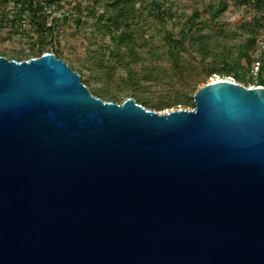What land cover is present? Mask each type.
<instances>
[{
    "label": "water",
    "instance_id": "1",
    "mask_svg": "<svg viewBox=\"0 0 264 264\" xmlns=\"http://www.w3.org/2000/svg\"><path fill=\"white\" fill-rule=\"evenodd\" d=\"M193 103L103 101L53 54L0 56V264H264V87Z\"/></svg>",
    "mask_w": 264,
    "mask_h": 264
},
{
    "label": "trees",
    "instance_id": "2",
    "mask_svg": "<svg viewBox=\"0 0 264 264\" xmlns=\"http://www.w3.org/2000/svg\"><path fill=\"white\" fill-rule=\"evenodd\" d=\"M227 4L228 0H219L216 4L208 5L204 12L208 14L207 22L212 24V29L205 32L200 12L194 11L183 20L171 4L160 0L150 2L148 10L154 14L162 30L160 40L164 43V56L174 78L181 80L187 87L181 97L156 104L142 95L144 88L165 79L169 84L173 82V78L164 79L166 73L143 64L140 44L142 33L134 29L140 16L141 4L137 0H111L103 4L101 9H88L86 20L98 28L100 38L107 39L106 50L117 65L102 68L99 54L96 52L97 56L90 55V66L84 65L89 71L88 80L84 83L88 85L90 81L97 80L94 73L101 71L111 80L118 76L116 88L121 95L112 94L109 87L91 90L93 95L113 103H118L120 96L129 95L127 97H132L144 108L156 112L171 105L194 107L193 95L200 84H206L214 75L220 79L231 78L246 87H264V21H261L262 17H254L241 25L244 38L237 45V53H232L224 43L235 33L225 34L219 23V17L226 10ZM237 4L258 12L264 10V0H243ZM80 9L76 0H0V14L4 22L8 23L10 32L27 37L32 43L28 55L34 57L49 52L52 48L57 58H63L58 41L59 26L70 20L80 22ZM8 12L11 17L4 19ZM187 56L192 58L188 59ZM23 57L25 55L17 54L12 59L20 61ZM208 59L215 62L214 66L207 64ZM138 64L142 66L139 72L135 69ZM217 65L221 69H216ZM116 66L122 70V75L116 73Z\"/></svg>",
    "mask_w": 264,
    "mask_h": 264
},
{
    "label": "rangeland",
    "instance_id": "3",
    "mask_svg": "<svg viewBox=\"0 0 264 264\" xmlns=\"http://www.w3.org/2000/svg\"><path fill=\"white\" fill-rule=\"evenodd\" d=\"M110 1L111 0H76V3L81 7V21L75 22V20H70L67 24L61 23L58 29V41H60V49L63 53V58H56L63 60L73 72L80 76L81 83L87 87L92 95L93 93L91 90L101 89L103 87H109L112 89V94L121 95L116 88L118 76L111 80L104 76L103 71L94 73V77H96L97 80L90 81L88 85L84 83L89 77V71L84 68V65L90 66V55L93 54L97 56L99 54V59L103 64L102 68L117 65L116 60L110 57L106 50L108 44L107 39L100 38L98 35V28L85 18L88 9H101L103 4ZM151 1L153 0H137V2L141 4L139 7L140 16L137 19V24L134 29L139 33H142L140 44L142 46L141 53L143 64L146 67L151 66L166 73V75L164 74V79L165 77L173 78V82L169 84L165 82L167 80L165 79L163 82L158 81L157 84H150L144 88V94L142 95L147 97L151 103L156 104L159 102L172 101L177 97H181L183 93L187 91V87L181 82V80L174 78L169 62L164 56V43L160 40L162 30L156 22L154 14L148 10ZM160 1H165L166 3L171 4L174 11H176L177 15L183 20L191 16L194 11L200 12L202 15L201 19L203 20L202 26L204 27V31L208 32L212 29V24L210 25L207 22L208 14H205L204 11L208 8L209 4H216L219 0ZM238 1L243 0H228L226 10L219 17V23L222 25L221 28L224 30L225 34L235 33V35H231V38L226 39L225 43L223 42L227 49L235 54L238 49L237 45L241 38H244L241 25L247 21H251L254 17H262L261 21H264V10L258 12L251 8L239 6L237 4ZM10 17L11 13L8 12L4 19H9ZM0 23H2L0 26V56L5 55L7 59L15 61L19 60L12 59V57L17 54L25 55L20 61L34 58V55H28L32 43L27 37H22L10 32L9 25L7 22H4L1 14ZM262 31L264 32V30ZM149 52L151 54H149ZM46 53L54 55L52 48ZM186 58L190 59L192 57L187 56ZM207 64L212 67L215 62L212 59H208ZM141 68L142 66L138 64L135 69L139 72ZM216 69H221V66L217 65ZM116 73L122 75V70L117 67ZM215 79L220 78L219 76L214 75L207 80V83ZM226 79L231 80V78ZM200 85V87L203 86L202 84ZM127 96L129 95L120 96V101L117 104H121L126 98H128ZM102 100L105 101L104 99ZM193 108L194 107L190 105H171L164 108L162 111H159V113L178 109L192 110Z\"/></svg>",
    "mask_w": 264,
    "mask_h": 264
},
{
    "label": "built area",
    "instance_id": "4",
    "mask_svg": "<svg viewBox=\"0 0 264 264\" xmlns=\"http://www.w3.org/2000/svg\"><path fill=\"white\" fill-rule=\"evenodd\" d=\"M230 80V79H229ZM231 81H233L232 79H231Z\"/></svg>",
    "mask_w": 264,
    "mask_h": 264
}]
</instances>
